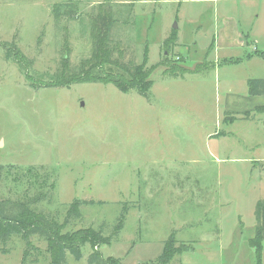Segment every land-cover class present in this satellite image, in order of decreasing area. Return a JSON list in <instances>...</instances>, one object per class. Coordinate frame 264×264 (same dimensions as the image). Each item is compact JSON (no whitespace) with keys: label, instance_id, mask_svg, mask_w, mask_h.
<instances>
[{"label":"rangeland","instance_id":"obj_1","mask_svg":"<svg viewBox=\"0 0 264 264\" xmlns=\"http://www.w3.org/2000/svg\"><path fill=\"white\" fill-rule=\"evenodd\" d=\"M105 1L0 0V44L14 41L33 62L28 80L0 45V198L32 196L48 174L45 181L55 177V188L47 184L42 191L52 199L33 208L60 223L74 199L102 201L82 204V218L70 220L64 232L92 226L108 236L127 207L115 239L97 248L105 258L150 264L173 232L188 248L168 264H254L248 239L256 225L255 203L264 199V114L225 117L222 99L228 88L243 89L244 75L264 77V62L221 64L214 55L207 56L210 63L198 62L199 45L190 50L197 57L182 58H176L180 49L159 47L158 29L182 23L177 9L200 11L201 2L112 0L113 37L127 45L136 63L147 50L148 66L188 58L185 65L199 66L197 73L175 77L158 65L148 97L121 92L110 82L37 87L56 77L67 51L72 68L90 55V14ZM263 1L247 9L259 10ZM62 2L77 3V13L55 21L52 7ZM208 13L198 15V41L211 37ZM30 166L39 176L33 185L25 172ZM30 242L22 263L26 243L16 234L0 241V264H51L47 242L38 235ZM91 250L83 244L78 259L67 251L65 264H94Z\"/></svg>","mask_w":264,"mask_h":264},{"label":"trees","instance_id":"obj_2","mask_svg":"<svg viewBox=\"0 0 264 264\" xmlns=\"http://www.w3.org/2000/svg\"><path fill=\"white\" fill-rule=\"evenodd\" d=\"M114 2L106 0L100 3L98 9L90 15V38H92V50L88 57L80 59L76 68H72L69 61V51L62 55L60 59L59 69L56 71L55 78L48 80L43 84L37 83V87H69L78 82H100L112 83L119 91L129 92L135 90L144 97H148L149 88L153 84L151 79L152 70L158 65H165L163 73L170 74L175 77H182L186 73H197L199 66L189 68L185 64L169 62H157L148 66L147 50L143 53L142 61L135 62L134 56L129 53L128 47L121 44L119 40L113 37L117 17L114 15ZM78 5L72 2H62L54 4L51 14L55 21L61 19L62 16L67 18L75 17ZM176 41L174 32L168 36L163 44L165 46H173ZM5 48V57L12 59L18 63L24 70L25 77L30 80L27 70L32 66L33 62L20 49L16 47L14 41H2L0 44ZM130 49V48H129ZM264 56V53L258 52ZM129 55V58L126 56ZM227 61H239L237 58H231ZM226 61V62H227ZM248 94L252 96L264 95V78H249L247 80ZM246 116L249 115L245 112ZM35 168L30 166L26 168V173L30 176L29 181L37 183L38 174ZM48 178V174H45ZM38 183L37 188H40L32 196L24 194L21 199L12 200L9 198H0V241L6 242L12 234L18 235L25 243L26 247L22 255V263H24L25 255L28 253L31 235H38L47 242L48 252L52 258L51 264H65V254L71 252L77 259L81 258V247L85 243H89L92 250L89 252V261L94 264H121L119 258L114 256L103 257L98 251L100 243L111 242L113 237L122 229L127 207L123 206V212L116 218L114 229L108 236H104L101 228L92 226L81 227L75 231H63L66 225L72 219H81L82 211L80 207L84 205H93L96 202L92 199H74L68 204L63 220L58 222L52 215L42 211L35 210L33 205L51 201V193H44L43 186L48 184V181ZM56 180L53 177L52 182L48 184L49 188H55ZM37 190V189H36ZM52 191V190H50ZM254 220L256 221L254 234L248 239L249 246L254 254V264H262V241L264 239V199L258 200L255 203ZM173 233V232H172ZM170 234L164 242L161 254L157 260L150 264H168L176 254L187 250L188 245L177 243L173 234ZM4 251V250H2ZM140 264H149L142 262Z\"/></svg>","mask_w":264,"mask_h":264},{"label":"crops","instance_id":"obj_3","mask_svg":"<svg viewBox=\"0 0 264 264\" xmlns=\"http://www.w3.org/2000/svg\"><path fill=\"white\" fill-rule=\"evenodd\" d=\"M180 1L189 3L201 2L199 4L202 5L199 6L200 11L191 10L192 8L190 10H187L188 8L177 9V13L182 15L183 21L180 23V19H178L174 24L175 27L166 24L158 29L157 42L159 47L163 46V41L174 32L176 41L173 47L182 50V52L176 53V58L201 56V60L198 62L206 61L210 63L207 60V56L214 55L216 62H221V64H256L257 61L255 60L257 59L264 62V56L258 54V52L264 53V3L259 7V10H254L247 9V5H250L254 0H244L246 5L243 4L241 6H236L238 0ZM116 3L130 4L128 0H120L116 1ZM206 10L209 12L208 27L211 28L212 34L209 38L210 40L204 37L205 40L201 39L198 41V31L203 28L199 16L202 17L204 15L203 11ZM197 45L201 49L195 50L196 53L200 51L196 56L190 50ZM231 58H237L239 61H227ZM187 59L182 60V62L184 61L185 64ZM204 66L207 65L205 64ZM188 67L192 68V66ZM223 67V65L215 67V74H221ZM250 77L255 76L244 75L243 83L240 81V83L244 84L243 89L228 88L224 91L222 102L225 117L230 115L235 117L234 120H236L237 116H234L235 114H244V116H246L245 112H248L249 115L254 113L264 114V95L252 96L248 94L247 80ZM258 77L264 78L259 75L255 78Z\"/></svg>","mask_w":264,"mask_h":264},{"label":"water","instance_id":"obj_4","mask_svg":"<svg viewBox=\"0 0 264 264\" xmlns=\"http://www.w3.org/2000/svg\"><path fill=\"white\" fill-rule=\"evenodd\" d=\"M175 27V26H174Z\"/></svg>","mask_w":264,"mask_h":264}]
</instances>
